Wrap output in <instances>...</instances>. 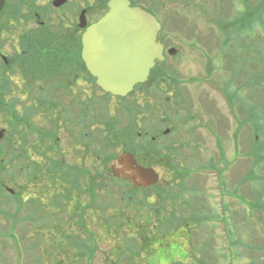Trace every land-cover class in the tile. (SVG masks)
Here are the masks:
<instances>
[{
  "label": "rangeland",
  "instance_id": "1",
  "mask_svg": "<svg viewBox=\"0 0 264 264\" xmlns=\"http://www.w3.org/2000/svg\"><path fill=\"white\" fill-rule=\"evenodd\" d=\"M134 1L141 2V0ZM187 1L189 4H186ZM219 1L221 4H219ZM219 1L146 0V2L143 1L142 3L154 9L157 18L162 22L163 34L168 36L167 46H176L177 49L180 50L174 57L167 58L164 63L165 73L182 78L183 83H179L177 90L185 92L194 91L196 93L193 95L194 101L192 106L197 116H195L196 119L193 120L196 123L202 122L205 126L208 122L212 121L214 126L222 128V125L225 127L226 123L225 120V122L222 121L220 113V105H225L223 103L224 100L220 98L217 89L212 88L210 84H206L207 81L204 83L203 80H211L214 82L212 85L217 86V88H219L220 84L224 87L233 73V69L231 68L232 61H238L247 55L253 57V60L250 61L248 65L243 63L240 70L237 67L238 76L232 79L234 84L232 85L233 87L239 85V83L243 81L244 75L248 69L250 73H261L264 71V64L261 63L257 55L250 54V50L246 55V51L242 48L236 49L233 43H228L229 36L231 38H236V36L240 35V45L249 44L251 41L255 43V38L258 34H262L261 36L264 37V30H259L260 23L264 25V18L260 17V9L264 7V0H247L246 3L244 0ZM257 2L260 4H257ZM258 6H260V8ZM237 16L240 18L242 17V23L246 20V29H242V24L238 23L239 21L237 20L235 21L234 18ZM257 19H260L261 22L259 21V23ZM221 21L227 24L225 25ZM183 26H192L194 32L198 34H195L196 36L194 35L196 38H184L188 31L187 29L184 36L175 34L177 33V29ZM255 45L257 46V44ZM215 57L218 58L215 59ZM209 65L210 69L208 68ZM208 70L210 71L208 72ZM189 79H192L193 82H185ZM249 86L250 88H245L243 91L248 101L255 102L262 95V90H257L253 85ZM225 87L223 89L227 92L233 90L231 85L228 90L225 89ZM172 89L174 88L171 87L170 90ZM153 90H155V93L149 97L145 99L137 98V100L135 97H132L127 100L124 105H133L132 109H136V111H134V116L136 114L142 116V109H144L145 106H149L152 108V111L155 109L159 113H162L161 116L163 117L164 111L161 102L164 101L166 93L162 92L163 90H157V88H153ZM236 97L241 100L243 99V96L236 95ZM236 97L232 98L236 100ZM229 99L231 100L230 96ZM201 114H203L202 117ZM154 116L152 124H162L163 120L157 119L156 116L158 115L156 114ZM142 117L140 119L141 122H143ZM246 129V142L242 140V135H239V140H241V142L239 148H237L238 152L244 149L245 152H247L251 145V137L249 134L251 131H249L248 126H246ZM202 130L205 132L204 128ZM10 133L12 134L11 137H9L11 140L4 142L0 141V145H3L6 151L14 152V143L12 142L13 131ZM219 134L223 133L219 132ZM219 143L221 144L220 148L225 152L226 159H232L234 148L231 142L222 139ZM207 150H209L208 154L212 157V160L216 162V166L220 167L221 165L217 155L218 150L215 146ZM66 151L68 152V148L65 139V153ZM184 151L183 157L186 153V150ZM187 156L188 153L185 155V159ZM65 158H67L66 160H68L70 164L74 165V160H72L67 153ZM234 160L237 162V166H229V168L231 167L232 169L224 174L229 183H231L232 178L235 176L245 173L253 161L250 156H244V158L241 157V159L234 158ZM200 162L201 160L197 157L185 171L194 169L199 166L198 163ZM48 164L50 163L47 161L40 163V166L46 167ZM1 165L2 161H0V166ZM5 165H7L8 171L13 170L12 162H5ZM48 168L54 169L53 164L51 163ZM174 171H177L176 166L166 171L159 180V183L153 188H150L151 190H146L144 193L129 192L123 199H120V195L123 193V190H126L123 188L126 185L124 182H117L109 177L98 179V182H96L93 178V197H95V200L101 201L97 192L104 189V191L101 192L102 199L107 200L111 197V206L114 207L108 209L107 214L100 210L96 211H98L103 223L107 216L118 211L119 226L116 227L109 225L106 227L92 225V219L96 217L97 212L90 206L87 207L89 209L85 212L90 223L84 222L83 225L85 226L75 222L64 223V219H68V216H70V213L73 211L69 209L66 211L65 207L57 202L54 203L55 210L48 212L47 216L42 214L44 217L38 218L37 213L39 211L37 207L33 205V201H31L33 200L31 192L23 195V199H27L23 206L18 204L15 197L24 190L30 191L31 185L29 181L24 179L18 183L16 180L14 181V178L9 180V178L3 179V177L4 190L0 193V257H2L3 262L6 260H13L10 264H173L174 262H180L179 258L175 259V257L179 256L177 253L182 251L181 253H186L185 258L190 259V256H192V262L189 263L190 260L187 262L189 264L198 262V257H202V253L205 257L209 258V261L202 264H264V164L260 169L262 178L253 181L247 179L242 185L246 194L250 192V189L255 187L256 193L253 195V198L247 199L248 195H246L245 201L242 202L239 198L235 204L231 206L228 204V211H230V214L226 218L228 226H226L227 236L225 238L218 236L222 231L218 227L216 228L217 225L215 226V224H212V230L213 228L215 229L214 233L211 231V236L209 227L202 228L201 225L191 227L189 225H183L182 223H175L177 219H179L180 214L184 216L190 215L188 213L190 209L177 207V205H181L178 204L179 202L184 201L188 204L183 202V206L185 204L187 207L191 208L198 203L192 202L191 204L188 202L191 199L190 191L189 189L185 190L182 194V189H184L185 186L180 185L178 175ZM124 173H126V171H124L123 174ZM212 177L215 178V174H213ZM208 178L209 177L205 176H197L195 173H192L191 178H186L189 180L186 186L190 184V180L192 179L196 187L200 190H206V197L205 195L202 197L201 193L197 195V198L193 195L194 202L199 201V208L203 209L204 213H208L211 209L217 211V206L214 204L217 202V197L213 202L210 192L207 190V186L210 182ZM122 179L125 178L122 177ZM80 180V186L81 184L82 186L89 185L88 189L92 190L90 184L92 178L89 180L82 178ZM235 182L237 183V180L233 181L234 187L237 185ZM178 183L180 185L179 189H177ZM37 188L39 189V186ZM64 188L65 191L62 193L60 192V194H63V196H70L71 193L68 191V189L70 190L69 185L65 184ZM238 188L239 191H242L241 186ZM8 189L11 190V192L8 191ZM71 189H73V187ZM214 192L219 196L217 191ZM48 193L50 194L51 192ZM250 195H252V193H250ZM83 196L85 197L86 195L84 193L78 194V198ZM164 197H167V200H165ZM59 198V201L62 202L61 195H59ZM52 200L58 201L54 198H52ZM84 203H86L85 199ZM241 203H246V206L244 207ZM255 204L259 205V209L263 215L258 211L255 212L254 215H251V209ZM103 205L104 203H102V206ZM156 209L160 210L157 214L154 212ZM156 215H158V217ZM125 218H131L132 220L128 221L126 224ZM145 219L151 221L148 222L151 227L145 228L146 235L156 236L155 239H157L158 243H152L149 250L154 249L153 251L142 253L140 250V240L138 236L136 237L137 228L134 227V222L136 224L142 223L144 226ZM123 224L126 227L120 226ZM79 227H81L86 234V247H83V249V243L77 240V236H83ZM188 230H195V232L190 234L189 231L188 233L190 236L187 234H180V232L185 233V231L187 233ZM116 231L119 232L116 233ZM10 240L16 245L19 254H15V247L12 243H9L11 242ZM20 241L22 242L20 243ZM29 244L30 247L26 250L24 247H27ZM114 247L120 248L119 256H117L118 250ZM192 247H194L196 251ZM223 249H225L224 251H226V253L220 251ZM111 250L112 253L110 254Z\"/></svg>",
  "mask_w": 264,
  "mask_h": 264
},
{
  "label": "flooded vegetation",
  "instance_id": "2",
  "mask_svg": "<svg viewBox=\"0 0 264 264\" xmlns=\"http://www.w3.org/2000/svg\"><path fill=\"white\" fill-rule=\"evenodd\" d=\"M128 1L130 5L150 8L142 3L146 0ZM107 2L0 0V130H4L3 139L5 131H13L14 155L8 159L15 163L18 183L25 175L31 176L30 192L33 205L39 211L38 218L47 216L53 206V195L48 193L52 180L44 181L46 177L62 174L64 179L76 178L79 184L80 179L87 176L96 182L104 177L121 180L119 178H122L126 166L116 164L115 159L125 153L133 155L135 165L151 167L161 176L168 164L186 161L188 151L193 157L207 161L202 159V151L208 152L207 149H212V146L220 148L222 139L233 141L230 138L229 119L223 108L220 109V118L226 121L225 127L217 128L212 121L205 126L193 120L197 116L192 106L196 93L177 90L179 83H183L182 78L165 73L164 63L168 57H172L169 48L177 47L167 46L168 36L163 34L162 28L156 35V41L163 47V60L155 61L143 83L136 84L125 97L106 93L97 85V78L87 70L81 58V38L87 27L107 12ZM175 34L187 39L198 35L193 27H179ZM66 50L78 51V58L65 59ZM185 82L191 83L193 80ZM171 87L174 89L170 90ZM153 88L166 93L161 102L163 117L162 113L155 109L152 111L149 106L142 109L143 117L134 116L136 109H132L133 105L124 103L132 97L136 100L149 97L155 93ZM65 98H81L83 103L65 107ZM241 112L238 110L235 122L237 139L234 142L237 145L241 141L239 135H244L241 124L244 112ZM155 114L158 115L157 119L164 121L162 124H152ZM141 117L143 122L140 121ZM65 139L66 153L74 160V165L66 160L68 157L65 159ZM10 140L8 137L7 141ZM184 150L186 153L183 157ZM54 155L61 157L62 171L54 172L48 168ZM225 158V152L221 149L219 159L222 161ZM65 160L68 166L66 171ZM47 161L50 163L48 166H40V163ZM128 173L135 174L131 171ZM127 176L125 178H129ZM38 185L41 186L39 189ZM83 190L86 195L84 187L78 188L76 196H72V206L77 209L90 206L94 211L108 207L107 201L102 199L104 189L97 192L101 201L95 200L94 189H89V202L86 203L84 196L78 198ZM22 194L23 191L17 195L19 203ZM228 204L232 205L227 200L223 210L229 216ZM200 219L202 223L209 224L212 220L211 210L205 218ZM94 220L102 222L99 215ZM105 222L116 224L117 219L105 218Z\"/></svg>",
  "mask_w": 264,
  "mask_h": 264
},
{
  "label": "water",
  "instance_id": "3",
  "mask_svg": "<svg viewBox=\"0 0 264 264\" xmlns=\"http://www.w3.org/2000/svg\"><path fill=\"white\" fill-rule=\"evenodd\" d=\"M107 7V12L82 35L81 57L98 86L125 96L136 83L145 81L154 61L163 58L162 46L155 41L160 24L152 14L131 7L127 0H108ZM139 174L140 180L150 179L144 186L157 180L151 169H139Z\"/></svg>",
  "mask_w": 264,
  "mask_h": 264
},
{
  "label": "trees",
  "instance_id": "4",
  "mask_svg": "<svg viewBox=\"0 0 264 264\" xmlns=\"http://www.w3.org/2000/svg\"><path fill=\"white\" fill-rule=\"evenodd\" d=\"M244 2L246 3L247 0H244ZM257 4H260V3L257 2ZM258 7L260 8V6H258ZM260 10H261L260 11L261 12L260 17L264 18V7L261 8ZM257 20H258V22L259 21L261 22L260 19H257ZM260 24L264 28L263 23H260ZM245 25H246V20H244V23H242V26H245ZM229 40L235 45L236 49L242 48L244 51H246V55H247V52H249V50H250L251 51L250 54L257 55L259 57V60L261 61V63L264 64V54H263L264 37H262L261 41L257 40V39L255 40V43L257 44V46L254 45L255 43L253 41H251L249 44L240 45V39H237L235 37L234 38L230 37ZM74 58H78V51H72V50H66L65 51V59H74ZM252 60H253V57H249V55H247L246 57H243V58L239 59L238 61H236V60L232 61V63H231L232 67L231 68L234 69V73H232L234 77L231 78L230 81L226 82L227 83L225 85L226 87L224 86L225 89L228 90L230 85L233 84L232 79H235V77L238 76V73L235 72V71H238L237 67L240 70L242 68L243 63L248 65V63ZM239 75H243V74H239ZM244 76L245 77H244L243 81L240 82L239 85L234 87V89H233V91H235L234 94H236V91L238 89L250 88L249 85H253L256 87L257 90H260V91L262 90V95L255 102H252L250 100L248 101V99H246L245 94L243 96V98L245 100L243 103V105H245V109H244V117L241 120V124H242V127L248 126L249 131H251L249 133L250 137H251V139H250L251 145H250L248 151L245 152V149H244L243 153L246 156H250L253 160L251 162L250 166L248 167L247 171L243 175L244 176L243 182H245V180H247V179H250L251 181H253V180H257V179L259 180L260 178H262L261 174H260V169H261L262 165L264 164V71L261 73L260 72L250 73L249 69H248ZM228 95L232 98V94H228ZM233 97H235V96L233 95ZM73 101L74 100H72V102ZM78 101H79V99H78ZM240 101H242V100L237 98L235 103L240 102ZM241 110H242V108H240V111ZM245 135H246V132H244L243 137H245ZM245 142H246V138H245ZM58 164H60V166L62 165L61 160L58 161ZM12 175H13V170L10 172H8L7 170L4 171L3 169L0 170V189H3V187H4L3 186L4 185L3 179L9 178V180H12L13 179ZM3 177H6V178H3ZM56 179L60 180V182H59V184L55 183V187H62L63 188L64 185L61 182V181H64L63 176L62 175H59L58 177L54 176L53 177L54 182L56 181ZM70 183H71V179L65 177V184H68L70 186ZM71 184L73 185V182ZM236 184L239 185L238 182ZM240 185L242 187L243 184L240 183ZM177 188L179 189L180 187H177ZM188 188L185 187L184 189H182V192H184L185 190H188ZM190 190H191V186L189 188V191ZM226 191H227L226 194H229V195H233L236 192V190L234 189V193H232V187L230 185L226 186ZM242 191H244L243 188H242ZM249 193H252L253 195H255V193H256L255 187H253ZM246 195H248V193L246 194L244 191L243 193H241L239 195V197L245 198ZM237 199H238V196H236L234 194V201H232L231 204L232 205L235 204L237 202ZM256 207L259 209V205H256ZM181 234H183V233L181 232ZM179 257H184V256L182 254H179ZM199 261H200L199 262L200 264L207 262L205 260L201 261L200 259H199ZM0 264H4V263L0 262ZM173 264H184V263L183 262H179V263L174 262Z\"/></svg>",
  "mask_w": 264,
  "mask_h": 264
}]
</instances>
